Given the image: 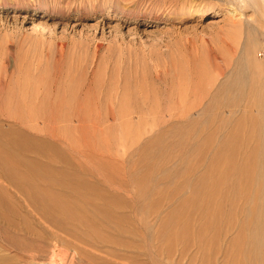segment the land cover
<instances>
[{"label":"rangeland","instance_id":"1","mask_svg":"<svg viewBox=\"0 0 264 264\" xmlns=\"http://www.w3.org/2000/svg\"><path fill=\"white\" fill-rule=\"evenodd\" d=\"M258 1L0 0V264H232L238 228L190 203L210 162L185 137L239 117L197 106L248 36L264 60Z\"/></svg>","mask_w":264,"mask_h":264},{"label":"bare ground","instance_id":"2","mask_svg":"<svg viewBox=\"0 0 264 264\" xmlns=\"http://www.w3.org/2000/svg\"><path fill=\"white\" fill-rule=\"evenodd\" d=\"M188 8L184 6L183 8H179V9L180 12L184 15L185 13H187ZM173 12L174 11H170L169 15L172 14ZM258 22L260 23L259 33L262 34L264 33V25L262 23V20H259ZM257 36H256V40L253 35L248 36V38L245 41H243L244 43L242 42L241 49L238 46L239 44L237 45L238 47L235 46L232 54L234 58L232 57V59L228 62L227 60L226 61L224 60L223 64L219 66L221 67V69L219 70L220 72L218 73L219 76L217 80L211 83L210 88L207 91L202 89L203 94L201 93L202 90L200 92L199 91L196 92L197 94L200 93L202 94L201 99L203 100L202 104L200 103L201 105L197 103L198 101H196L195 103V106L196 104H199L200 106V107L197 106L198 112L199 110H201V113H204V115L207 114L213 116L214 120L217 117L223 116L224 113L229 114L228 116L226 115L227 117L239 114V117L235 121L233 127L230 126L227 129H224L223 127L222 129V127H220L218 124V126L212 128L211 133L209 131L210 134L208 137L206 138L204 137L202 141H200L198 138L197 139L198 144L196 145L195 143V146H193V144L190 143L189 141L192 140V137L194 134H196L195 132H197V130L193 132L190 131V129L188 128L189 130L186 132L187 135L185 137L187 138L185 145L188 149L187 151L191 152L192 150L197 148L198 151L201 152V158L203 159V161L209 160L210 162V166L205 172L201 170L197 172L196 171L197 165L195 166V170H193L194 174H196L195 175L196 177H195V182H193V186L191 188L192 197L189 199L191 200L190 203L191 204L195 203L196 208L200 209L203 212V214L207 216H214L212 218H215L216 222L214 223H216L215 225H217L216 227L218 229L216 231V228H214L216 234H218L217 232L222 233V230L225 227L227 229L226 231H229L233 228H238L237 236L233 238L231 237L232 238L231 240L229 239L230 246L226 251L231 257L230 262L232 264H246L247 261L251 259L257 260L256 263L253 264H264V60L258 61L255 57V50L256 47L258 46ZM235 58L238 60H236L234 64L232 60H234ZM232 63L234 65H232ZM184 87H186L187 89L191 88L190 89L191 92H194L196 91V89L199 88V86L196 84L190 86L189 88L188 86H184ZM193 103L194 102H191V105L194 106ZM193 106L190 107L188 106L187 107L189 108L188 110L187 108L186 109L184 108L185 112L184 115H182L183 119H185L186 116H189L191 113H193V111L195 112L196 108H194ZM170 114L168 113V115ZM196 114L198 113H195V115ZM196 117L193 118V121L198 118ZM206 117L204 123L206 119H208ZM179 121L181 120H178V122ZM212 122L215 123L214 121ZM212 122H211V127L213 125ZM221 122L222 123L218 121V123H220V125L222 126L223 121ZM226 122L224 123L225 125ZM211 127L209 125V128ZM209 128L206 126V131H202V133H208L207 130H209ZM202 133H199L198 136H200ZM215 136H217V138L216 140H214L215 142H213L212 138H215ZM182 153H184V151ZM186 163L187 166L188 162ZM180 165L182 164L180 163ZM183 166H185V164ZM188 168H191V166L190 167L188 166ZM189 170H191L189 171V173L192 172V168ZM183 172L185 173V171ZM187 180L189 179L187 178ZM24 182L26 183V181ZM186 182L184 181V183ZM33 194L35 193L33 192ZM36 196L39 197L37 194ZM36 196L34 197L36 198ZM47 200L49 199L47 198ZM0 201L3 200L0 199ZM185 201H182L181 203L183 204V202ZM140 204L144 205L143 203ZM182 204L180 206H182ZM39 205L42 204L39 203ZM188 209H190V207ZM177 213H179V211ZM169 214H171V212ZM158 215L160 214H157V216ZM159 217L162 216L160 215ZM161 219L162 218H160V220ZM176 219L177 218L174 215H168L164 218L162 223L163 230L161 231V233L159 232V234L157 235V239H160V242L162 244L169 242V239L171 238L170 227L172 228L170 224ZM179 221L180 220H178L177 222L179 223ZM201 222L203 223V221ZM167 228L169 229L167 230ZM201 228L202 227H200V230ZM236 232L237 231H235V233ZM211 235L210 237L212 238ZM224 235L222 238H224ZM179 236L177 237L175 236V238L179 239ZM214 236L216 237V235ZM211 238L210 240L212 242ZM216 241H214V244ZM217 243L218 242H216V244ZM183 251L184 250H182L181 252L183 253ZM54 256L55 255H53L51 259H54L53 258ZM206 261L207 259L205 260V262Z\"/></svg>","mask_w":264,"mask_h":264}]
</instances>
